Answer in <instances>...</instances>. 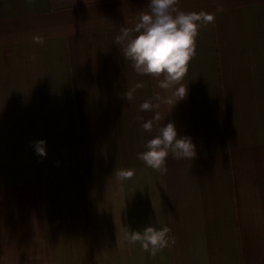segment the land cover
<instances>
[{"label":"crops","instance_id":"0c3cea01","mask_svg":"<svg viewBox=\"0 0 264 264\" xmlns=\"http://www.w3.org/2000/svg\"><path fill=\"white\" fill-rule=\"evenodd\" d=\"M149 2L0 0V264H264V0H180L215 20L186 97L158 110L196 151L163 175L137 159L156 114L139 105L171 93L115 43ZM148 226L175 242L151 256L124 238Z\"/></svg>","mask_w":264,"mask_h":264},{"label":"clouds","instance_id":"9594fccd","mask_svg":"<svg viewBox=\"0 0 264 264\" xmlns=\"http://www.w3.org/2000/svg\"><path fill=\"white\" fill-rule=\"evenodd\" d=\"M29 3L32 0H28ZM180 0H150L147 9L141 11L132 27H123L115 37V43L121 48L123 57L131 63L138 75L149 76L156 81V87L170 95L157 93L153 100H145L139 105V110L156 113L152 119L142 124L148 133H154L144 144L145 150L137 154V159L161 175L166 174L167 158L192 160L196 156L195 145L189 136L178 137L173 122L166 125L164 117L158 113L161 105L171 110L177 101L187 95V87L183 79L188 72L190 61L196 56V41L201 28L213 24L215 14L204 11L185 12L179 8ZM224 10L223 5L217 7V12ZM33 41L43 45L44 37L34 35ZM35 59V57H33ZM145 87L143 82H137L123 94L129 102L134 99L137 89ZM169 110V111H170ZM142 120L143 117H137ZM45 141L36 142L37 154L46 155ZM117 179L130 180L135 175L133 169L115 171ZM171 228L164 226L157 229L146 227L142 232L129 231L124 227V238L129 244L140 243L143 250L151 256L157 255L164 248L174 243Z\"/></svg>","mask_w":264,"mask_h":264}]
</instances>
